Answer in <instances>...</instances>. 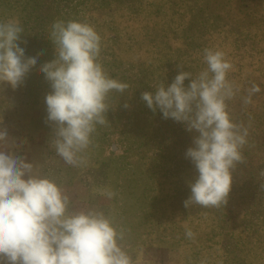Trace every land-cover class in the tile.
Masks as SVG:
<instances>
[{
	"label": "rangeland",
	"instance_id": "rangeland-1",
	"mask_svg": "<svg viewBox=\"0 0 264 264\" xmlns=\"http://www.w3.org/2000/svg\"><path fill=\"white\" fill-rule=\"evenodd\" d=\"M255 2L264 13V0ZM170 3L173 0H0V22L18 20L25 55L40 54L17 89L0 85V115L21 113L25 129L37 134L39 142L53 141L55 146L44 104L50 83L39 72L55 58L51 26L56 21L90 25L100 36L103 70L128 88L108 94L107 122L96 126L89 147L80 154L78 172L91 175L93 195L109 206V219L124 234L123 249L134 264H264L263 41L224 29L191 42L172 24L177 18L166 11ZM169 27L174 35L168 34ZM194 47H201L200 55ZM205 49L222 51L232 65L227 80L234 95L226 101L227 111L247 136L227 204L186 208L189 183L198 173L185 153L196 134L182 122L164 119L159 110L153 112L141 94L169 86L180 71L195 78L207 68Z\"/></svg>",
	"mask_w": 264,
	"mask_h": 264
},
{
	"label": "clouds",
	"instance_id": "clouds-1",
	"mask_svg": "<svg viewBox=\"0 0 264 264\" xmlns=\"http://www.w3.org/2000/svg\"><path fill=\"white\" fill-rule=\"evenodd\" d=\"M22 33L18 20L0 22V85L13 90L24 83L40 55H25ZM50 36L55 58L39 68L51 88L44 99L46 122L54 128L57 154L76 165L96 126L107 122L108 94L123 93L128 85L103 70L100 36L90 25L56 21ZM204 61L207 68L195 78L180 71L169 86L141 94L153 112L159 110L164 119L182 122L196 134L185 153L198 173L189 183L186 208L227 204L247 136L227 111L226 101L234 95L227 80L231 63L222 51L211 49L204 50ZM7 137L6 129L0 132V140ZM123 236L102 211L70 212L69 199L54 180L36 174L23 158L0 151V264H133L121 246Z\"/></svg>",
	"mask_w": 264,
	"mask_h": 264
},
{
	"label": "crops",
	"instance_id": "crops-1",
	"mask_svg": "<svg viewBox=\"0 0 264 264\" xmlns=\"http://www.w3.org/2000/svg\"><path fill=\"white\" fill-rule=\"evenodd\" d=\"M25 123L21 113L0 115V132L6 129L8 134L6 139L0 140V151L23 158L33 164L36 174L54 180L69 199L70 212L96 210L110 218L109 206L99 201L91 191V175L86 171L78 172V164H67L57 154L53 141L39 142L37 134L25 129Z\"/></svg>",
	"mask_w": 264,
	"mask_h": 264
},
{
	"label": "trees",
	"instance_id": "trees-1",
	"mask_svg": "<svg viewBox=\"0 0 264 264\" xmlns=\"http://www.w3.org/2000/svg\"><path fill=\"white\" fill-rule=\"evenodd\" d=\"M166 11L177 18L172 24L182 29V35L189 37L191 42L199 35L204 39L228 29L232 33L240 30V35L253 34L258 43L263 41L264 44V13L258 10L255 0H186L184 5L173 0ZM167 32L175 34L171 27ZM194 50L200 55L202 49L194 47Z\"/></svg>",
	"mask_w": 264,
	"mask_h": 264
}]
</instances>
